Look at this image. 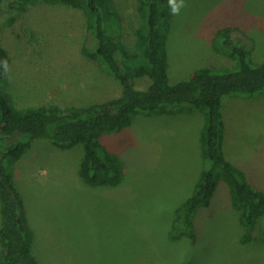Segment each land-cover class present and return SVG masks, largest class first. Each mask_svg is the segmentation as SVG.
<instances>
[{"label": "rangeland", "instance_id": "obj_1", "mask_svg": "<svg viewBox=\"0 0 264 264\" xmlns=\"http://www.w3.org/2000/svg\"><path fill=\"white\" fill-rule=\"evenodd\" d=\"M0 0V41L11 55L6 87L19 107L85 106L119 95L120 83L83 52L85 17L78 9L39 0L25 11ZM110 31L132 53L143 24V0H110ZM169 77L187 78L198 67L232 68V48L218 30L240 27L264 61V0H185L178 15L168 0ZM147 80L138 81L143 88ZM223 151L244 178L264 192V89L229 95L223 106ZM207 112L138 113L130 125L102 135L125 170L116 185L92 186L79 175L83 143L60 148L32 141L12 174L34 233L42 264H264V213L245 240L242 208L221 180L209 207L194 218L196 243L171 238L175 209L208 166L202 155ZM1 209V206H0ZM1 218V214H0ZM176 233V232H175ZM2 245L0 242V254Z\"/></svg>", "mask_w": 264, "mask_h": 264}, {"label": "trees", "instance_id": "obj_2", "mask_svg": "<svg viewBox=\"0 0 264 264\" xmlns=\"http://www.w3.org/2000/svg\"><path fill=\"white\" fill-rule=\"evenodd\" d=\"M37 1L14 0L12 4L25 11ZM44 1L82 12L86 20L83 52L99 60L120 83L122 91L85 106L19 107L6 87L12 59L9 49L0 41V264H42L33 251L34 233L11 170L34 139L47 137L60 148L83 143L81 178L92 186L116 185L121 181L125 163L118 153L101 144L102 135L124 129L138 113H175L189 106L207 112L202 155L208 166L202 170L190 196L176 207L171 238L187 236L196 243V213L210 206L219 182L224 180L230 185L233 203L242 208L240 221L246 230L245 240H249L251 230L264 213V192L247 182L224 154L222 106L226 96L254 95L264 89V61L255 63L252 58L254 39L238 26L222 27L217 32L232 48L236 66L198 67L187 78L171 82L165 0H143L144 22L136 28V53L115 40L110 31V0ZM4 60L9 65L7 74ZM144 79L147 85L141 88L138 81Z\"/></svg>", "mask_w": 264, "mask_h": 264}, {"label": "clouds", "instance_id": "obj_3", "mask_svg": "<svg viewBox=\"0 0 264 264\" xmlns=\"http://www.w3.org/2000/svg\"><path fill=\"white\" fill-rule=\"evenodd\" d=\"M168 4H169L170 9H171V14H173V15H178L179 12H180V9L182 7H186L187 6L185 4V0H168ZM2 64H3V68H4V71H5V74H7L8 68H9L8 61L4 60L2 62Z\"/></svg>", "mask_w": 264, "mask_h": 264}]
</instances>
